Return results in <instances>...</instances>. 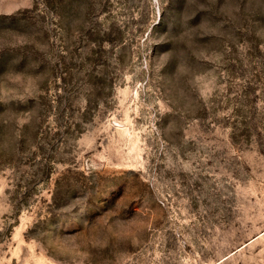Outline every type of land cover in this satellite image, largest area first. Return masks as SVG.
<instances>
[{
    "label": "rangeland",
    "instance_id": "obj_1",
    "mask_svg": "<svg viewBox=\"0 0 264 264\" xmlns=\"http://www.w3.org/2000/svg\"><path fill=\"white\" fill-rule=\"evenodd\" d=\"M0 264H264V0H0Z\"/></svg>",
    "mask_w": 264,
    "mask_h": 264
}]
</instances>
